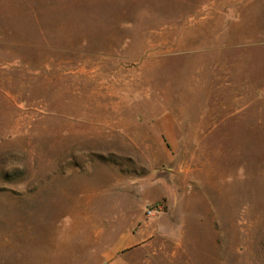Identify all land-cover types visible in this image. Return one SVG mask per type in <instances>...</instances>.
<instances>
[{
    "label": "rangeland",
    "instance_id": "obj_1",
    "mask_svg": "<svg viewBox=\"0 0 264 264\" xmlns=\"http://www.w3.org/2000/svg\"><path fill=\"white\" fill-rule=\"evenodd\" d=\"M110 263L264 264V0H0V264Z\"/></svg>",
    "mask_w": 264,
    "mask_h": 264
},
{
    "label": "built area",
    "instance_id": "obj_2",
    "mask_svg": "<svg viewBox=\"0 0 264 264\" xmlns=\"http://www.w3.org/2000/svg\"><path fill=\"white\" fill-rule=\"evenodd\" d=\"M154 212H155V210H153V209H148V210H147V213H148V214H152V213H154Z\"/></svg>",
    "mask_w": 264,
    "mask_h": 264
},
{
    "label": "crops",
    "instance_id": "obj_3",
    "mask_svg": "<svg viewBox=\"0 0 264 264\" xmlns=\"http://www.w3.org/2000/svg\"><path fill=\"white\" fill-rule=\"evenodd\" d=\"M110 264H117V263H110Z\"/></svg>",
    "mask_w": 264,
    "mask_h": 264
}]
</instances>
